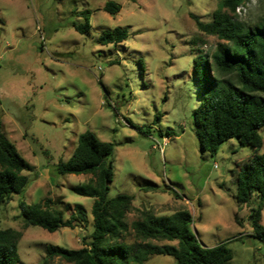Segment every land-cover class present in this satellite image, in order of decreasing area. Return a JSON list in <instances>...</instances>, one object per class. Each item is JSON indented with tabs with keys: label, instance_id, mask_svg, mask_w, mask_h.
<instances>
[{
	"label": "rangeland",
	"instance_id": "rangeland-1",
	"mask_svg": "<svg viewBox=\"0 0 264 264\" xmlns=\"http://www.w3.org/2000/svg\"><path fill=\"white\" fill-rule=\"evenodd\" d=\"M107 1L121 6L115 15ZM221 0H0V130L32 167L22 196L0 207V230L21 233L19 264H40L49 245L76 250L92 232L93 199L74 186L90 175H57L55 165L73 154L78 136L90 131L113 145V179L107 198L132 196L125 216L124 241H137L130 227L145 214L168 217L178 210L191 217L198 243H225L233 264H264V237L252 232L249 216L258 208L255 193L240 207L236 181L240 169L261 149L236 139L219 145L215 155L201 153L192 125L199 103L193 59H210L219 42L200 32ZM235 20L253 25L264 14V0H246ZM226 11L223 9L222 12ZM89 31L80 34L74 25ZM125 28V41L102 46V32ZM176 195V196H173ZM47 201L67 219L81 205L87 222L49 233L25 227L18 203ZM236 217L238 225L234 221ZM260 224L264 229V206ZM153 246L175 241L148 240ZM50 264H67L55 258ZM142 264H174L166 255H149Z\"/></svg>",
	"mask_w": 264,
	"mask_h": 264
},
{
	"label": "trees",
	"instance_id": "trees-1",
	"mask_svg": "<svg viewBox=\"0 0 264 264\" xmlns=\"http://www.w3.org/2000/svg\"><path fill=\"white\" fill-rule=\"evenodd\" d=\"M136 2V0H129ZM246 0H221L212 20L202 23L195 17L197 29L215 36L218 43L210 59L196 56L193 75L198 87L199 103L192 111V125L201 153L215 155L219 145L236 139L241 146L258 152L262 146L259 130L264 127V14L253 24L232 18L237 7ZM121 6L107 1L103 10L115 15ZM223 9L226 11L222 12ZM84 24L74 25L75 31H89V14H83ZM128 36L125 28L116 27L102 32L97 43L118 45ZM113 145L99 140L90 131L81 133L73 154L55 165L57 175H90L91 179L72 188L83 197L93 199L91 206L92 232L83 247L69 250L58 246L46 247L40 264H50L55 258L67 264H142L149 255H166L174 264H233L231 251L225 243L212 248L200 245L191 232V215L178 210L168 217L145 214L131 223L136 242L124 241L129 226L125 216L132 209V196L118 194L107 198L113 179L110 157ZM32 167L17 152L0 130V207L13 195L22 196L27 186L26 172ZM255 193L257 209L251 211L249 223L255 236L264 237L260 224L264 206V152L255 153L240 169L236 181V203L240 207ZM176 196V195H173ZM19 216L25 227L33 226L53 233L60 228L73 229L87 222L81 205H75L67 219L63 212L47 201L27 205L18 203ZM234 221L240 225L234 217ZM21 233L13 229L0 230V264H19L18 242ZM148 240L175 241L177 245L156 247Z\"/></svg>",
	"mask_w": 264,
	"mask_h": 264
},
{
	"label": "built area",
	"instance_id": "built-area-1",
	"mask_svg": "<svg viewBox=\"0 0 264 264\" xmlns=\"http://www.w3.org/2000/svg\"><path fill=\"white\" fill-rule=\"evenodd\" d=\"M241 10H242V7H240V6L236 8V12H237L238 14H240V11H241Z\"/></svg>",
	"mask_w": 264,
	"mask_h": 264
}]
</instances>
